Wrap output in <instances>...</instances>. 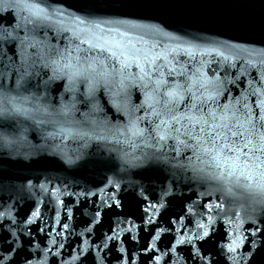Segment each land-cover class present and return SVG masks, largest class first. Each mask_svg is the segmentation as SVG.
Returning a JSON list of instances; mask_svg holds the SVG:
<instances>
[{
    "label": "snow or ice",
    "instance_id": "snow-or-ice-1",
    "mask_svg": "<svg viewBox=\"0 0 264 264\" xmlns=\"http://www.w3.org/2000/svg\"><path fill=\"white\" fill-rule=\"evenodd\" d=\"M79 9L85 14L69 13L75 27H67L62 20L52 23L53 17L43 0H0V21H4L5 13L13 14L6 21L7 26L0 22V125L18 116L34 119L31 113L40 112L49 119L36 120L38 127L45 123L54 125L59 128L55 135L62 133L63 139H79L83 141L82 148L97 142V147L120 161L121 172L139 168L142 179L150 181L154 176L159 178L158 166L163 165L176 183L180 173L186 186L204 188V192L195 193L196 200L184 206L191 226L180 223L186 219L180 215L171 221L165 217L168 228L157 227L156 213L165 206L161 197L158 203H147L144 215L138 216L142 224L152 225L151 240L159 239L162 232L176 233L168 252L177 245L189 244L197 264H224L225 260L230 264H264V48L204 35L187 40L160 24L98 17L93 14L102 12L83 4ZM52 11L64 16L61 10ZM41 26L51 29L52 36L45 33L43 39H37L30 34ZM261 26L264 28V22ZM134 32L167 38L173 43L150 42L144 35L134 40ZM13 42V56L17 59L9 56L11 47L5 49V44ZM259 43L264 44V40ZM29 48L35 51L29 53ZM40 71L43 76L36 85L39 95H20L25 81ZM10 76L15 77L11 87ZM53 91L55 104L51 103ZM133 92L140 94L139 103L133 102ZM42 100L45 102L41 103ZM29 102L33 108L25 107ZM77 105L85 111L80 112ZM13 142L11 134L0 131V145ZM63 159L67 164L74 163L72 157ZM105 179L104 187L111 186L112 191L96 201L86 233H91L92 225L99 223L105 207L113 211L112 206H122L117 198L121 181L114 177ZM129 183L139 190L128 193L125 202L129 197L135 200L140 196L143 199L136 200L139 207L147 200L145 188L140 181ZM32 186L28 181L29 189ZM63 187L65 191L61 192L55 186L39 185L42 192L54 196L91 197L104 192L101 188L70 194L67 185ZM171 191V187L167 188L164 195ZM201 198L205 202L200 203ZM56 204L63 205V201L57 198ZM0 208L4 209L0 219L7 217L15 223L14 205L0 204ZM65 212L70 209L65 208ZM38 216L37 205L25 214L23 223L30 224ZM130 221L129 217L128 222L122 223ZM218 221L227 228L218 231ZM245 221L251 226L243 227ZM177 224L180 226L176 227ZM135 227L132 223L120 232ZM66 228L67 223L61 224V229ZM9 231L15 237L16 233ZM49 235V246L55 247L58 255L63 245ZM62 235V231L56 232V236ZM119 235L116 231L105 234L102 246L106 247L109 240H119ZM29 243L34 249L39 248L34 238ZM85 245L87 241L77 246L71 258L73 264L81 257L88 259L85 253L92 246ZM242 246L246 250L241 251ZM154 248L153 243H147L143 250ZM119 250L123 252V248ZM5 251L9 255L0 254V264H12L19 259L11 243ZM41 251L44 255L40 260L25 257L22 264H47L45 255L52 253L49 248ZM160 259L161 255L152 257L155 264Z\"/></svg>",
    "mask_w": 264,
    "mask_h": 264
},
{
    "label": "water",
    "instance_id": "water-1",
    "mask_svg": "<svg viewBox=\"0 0 264 264\" xmlns=\"http://www.w3.org/2000/svg\"><path fill=\"white\" fill-rule=\"evenodd\" d=\"M35 2L40 3L41 0H35ZM43 3L53 17L52 23L62 20L67 27H75L69 18V13L74 16L85 14L79 9V6L83 4L102 12L94 13L95 16L160 24L165 30L183 36L187 40H191V36L204 35L264 48V44L259 43L264 40V28L261 26L264 22V0H43ZM52 10L63 11L64 16L60 17L58 12ZM12 17V13H5L4 21L0 22H5L7 26L6 21L11 20ZM245 20L249 23H244ZM45 33L49 37L53 34L51 29L43 26L39 31L30 34L37 39H43ZM186 33L190 35H185ZM20 35H24L23 30L20 31ZM141 35L144 34L134 32L132 38L137 40ZM144 39L150 42H162L164 45L173 43L167 38H154L148 35H144ZM194 42L205 43V41ZM9 47L13 49L8 53L9 56L17 59L13 56L15 42L5 44V49ZM28 51L31 53L35 49L29 48ZM42 76L43 72L40 71L39 75L27 79L19 94L27 95L33 92L39 95L36 85ZM14 79L15 77L10 76L9 87L12 86ZM235 91L233 89V94ZM54 97L55 91L52 92V104L57 103ZM139 98L140 94L133 92V102L139 103ZM64 99H68L67 94ZM44 102L41 101V103ZM25 107L33 108L34 105L29 102L25 104ZM77 108L80 112L85 111L82 105H77ZM31 115L34 119L18 116L15 120L0 125V131L11 134V139L14 141L12 144L0 145V204L14 205L12 211L15 221L12 223L7 217L0 219V236H4V239L0 240V254L8 256L9 252L5 249L11 243L19 254V259L13 260L12 264H22L25 257L29 260H40L41 255H44L41 250L49 248L52 254L45 255L47 264H73L71 258L76 254L77 246L87 241L85 247L92 246L85 253L88 259L81 257L80 260L75 261V264H97L98 260L100 264H155L152 257L156 255H161L159 264H197L196 259L191 256L192 247L189 244L177 245L172 252H168L171 241L176 238V233L162 232L159 239L152 241L150 235L154 231L152 225L142 224L138 216L144 215L143 207L147 203H158L163 197L165 206L156 213L158 221L156 226L162 225L168 228L169 223L166 222L165 217L167 221H171L173 218L185 215L186 219L180 223L190 227L184 206L196 200L195 193L204 192V188L195 184L186 186L180 173H177L180 181L176 183L170 171L163 165L158 166L159 178L154 176L150 181L142 179L139 168L121 172L120 161L114 154L109 155L103 148L97 147V142L92 141L87 148H82L83 141L79 139L71 137L63 139L62 133L55 135L59 132V128L54 125L45 123L38 127L36 120L49 119L45 114L32 112ZM76 118L79 119L78 113ZM48 132L54 135L46 136ZM64 156L72 157L74 163H65ZM77 156H79L78 159ZM106 177H114L121 181L117 198L121 199L122 206L121 208L112 206L113 211L105 207L101 212L99 223L92 225L91 233H86L85 229L91 223L96 210V201L106 198L105 193L112 191L111 186L104 187ZM28 181L32 182L31 189L28 187ZM129 181H140L145 188L144 196L147 200L143 201L139 207L136 200H142L140 196H136L135 200L129 197L125 202L128 193L134 194L139 190ZM41 183L45 187L55 186L61 192L65 191L63 186L67 185V193L70 194L94 192L101 188H104V192H101L99 196L91 197L69 194L54 196L42 192L39 188ZM169 187L172 191L165 196L164 192ZM57 198L63 201V205L56 204ZM203 202H205L204 198H201L200 203ZM37 205L40 216L34 217L32 223L25 225L23 223L25 214L30 213ZM65 208L70 209V212L66 213ZM3 210L0 208V211ZM129 217L130 223H122V221L128 222ZM63 223H67L68 228L61 229ZM132 223L136 225L133 230L120 232V229L131 227ZM179 226L180 224L176 225V227ZM250 226V222H244L243 227ZM41 228L44 229L43 232L39 231ZM225 228L227 225L218 221L217 230L223 231ZM9 229L16 233L15 237L11 235ZM61 231L63 235L56 236V232ZM112 231L120 233L119 240H109L106 242L107 246L103 247L101 241L104 235H111ZM49 234L58 244L63 245L59 248L58 255H56L57 249L49 246ZM33 238L35 244L39 245L37 249L29 243ZM147 243H153L155 248L144 251ZM120 248H123V252L119 250ZM240 250L246 249L242 246ZM163 253L167 254L162 255ZM5 264H8V261H5ZM224 264H230V262L225 260Z\"/></svg>",
    "mask_w": 264,
    "mask_h": 264
}]
</instances>
